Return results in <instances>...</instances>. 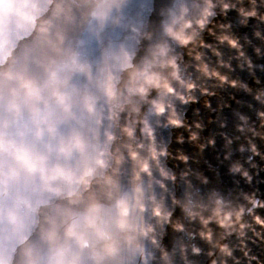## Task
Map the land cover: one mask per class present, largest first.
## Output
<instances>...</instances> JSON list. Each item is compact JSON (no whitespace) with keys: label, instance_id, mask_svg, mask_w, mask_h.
<instances>
[{"label":"clouds","instance_id":"obj_1","mask_svg":"<svg viewBox=\"0 0 264 264\" xmlns=\"http://www.w3.org/2000/svg\"><path fill=\"white\" fill-rule=\"evenodd\" d=\"M22 7L28 17L14 14L0 34L8 111L28 106L51 128L48 104L68 113L78 95L91 124L44 147L23 140L11 121L0 134V264H202V256L208 264H264V198L211 200L219 190L177 171L171 161L189 157L158 128L183 144L179 130L192 127L187 106L214 94L187 71L189 58L205 80L253 93L210 65L203 49L219 55L208 36L242 47L225 31L231 13L254 35L264 33V0H197L195 8L192 0H26ZM247 66L254 72L251 59ZM255 81L264 127V80ZM251 150L259 154L255 144ZM231 171L252 179L242 163Z\"/></svg>","mask_w":264,"mask_h":264},{"label":"water","instance_id":"obj_2","mask_svg":"<svg viewBox=\"0 0 264 264\" xmlns=\"http://www.w3.org/2000/svg\"><path fill=\"white\" fill-rule=\"evenodd\" d=\"M25 2L26 0H0V34L10 24V18L14 14L28 17V13L22 7ZM196 2L197 0H192L194 8ZM228 19L233 22V27L225 31H230L238 38L242 47L232 48L227 42L220 43L215 37L208 36L207 40L213 43L219 55L211 49H203L205 59L222 73L228 74L230 79H238L241 84L247 83L253 89V93L245 91L242 86L232 88L227 84L220 86L215 80H205L194 70L189 58L187 71L198 82L214 90V94L201 96L198 102L187 106L185 115L192 127L191 132L179 130L185 137L183 144L175 143V134L170 129L158 125L160 139L163 142L173 141L174 152L179 149L189 157L187 164L176 160L171 163L179 164L178 172L190 171L194 176L199 175L201 180L207 178L210 181L208 187L219 190L209 193L213 201L220 197L243 200L245 194L253 193L257 198H264V160H262L264 127H261L260 119L257 117V109L261 108V104L253 99L255 91L260 87L256 84L255 78L264 80V71L261 70L264 66V33L260 36L254 35V26L240 25L235 13H231ZM241 51L244 52V56L239 55ZM246 58L251 59L255 65L254 72L248 68ZM41 104L43 106V102ZM45 115L53 127L37 122L28 106H25L22 114L13 115L8 111L6 98L0 92V134H3L6 125L11 121L16 134L31 145L53 146L56 139L66 135L73 127H87L91 124L78 95L73 97L71 112L66 113L60 105L49 103ZM149 116L154 123L158 120L152 114ZM241 116L251 119L246 121L241 119ZM196 124H200L201 127L197 128ZM191 133L196 134L194 140L188 139ZM252 144L256 145L258 155L252 152ZM237 163L244 164V168L252 177L251 180L240 172L231 171L233 165ZM125 183L127 185V180ZM205 247L206 251L211 250L210 246ZM200 260L202 264H208L207 256L200 257Z\"/></svg>","mask_w":264,"mask_h":264}]
</instances>
